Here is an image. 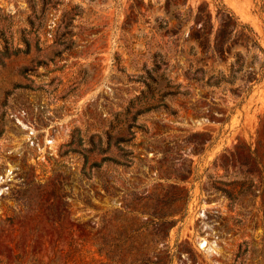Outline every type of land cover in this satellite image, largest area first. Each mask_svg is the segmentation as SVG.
<instances>
[{"label":"rangeland","instance_id":"rangeland-1","mask_svg":"<svg viewBox=\"0 0 264 264\" xmlns=\"http://www.w3.org/2000/svg\"><path fill=\"white\" fill-rule=\"evenodd\" d=\"M0 264H264V0H0Z\"/></svg>","mask_w":264,"mask_h":264},{"label":"bare ground","instance_id":"bare-ground-1","mask_svg":"<svg viewBox=\"0 0 264 264\" xmlns=\"http://www.w3.org/2000/svg\"><path fill=\"white\" fill-rule=\"evenodd\" d=\"M205 245V243H202V246H204Z\"/></svg>","mask_w":264,"mask_h":264},{"label":"trees","instance_id":"trees-1","mask_svg":"<svg viewBox=\"0 0 264 264\" xmlns=\"http://www.w3.org/2000/svg\"><path fill=\"white\" fill-rule=\"evenodd\" d=\"M251 29V28H250Z\"/></svg>","mask_w":264,"mask_h":264}]
</instances>
